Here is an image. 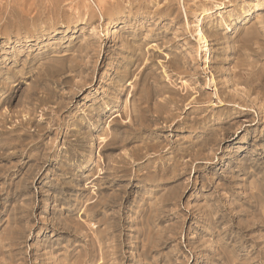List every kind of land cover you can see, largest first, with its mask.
I'll list each match as a JSON object with an SVG mask.
<instances>
[{"label": "rangeland", "instance_id": "1", "mask_svg": "<svg viewBox=\"0 0 264 264\" xmlns=\"http://www.w3.org/2000/svg\"><path fill=\"white\" fill-rule=\"evenodd\" d=\"M0 264H264V0H0Z\"/></svg>", "mask_w": 264, "mask_h": 264}, {"label": "bare ground", "instance_id": "2", "mask_svg": "<svg viewBox=\"0 0 264 264\" xmlns=\"http://www.w3.org/2000/svg\"><path fill=\"white\" fill-rule=\"evenodd\" d=\"M195 24H197L196 25V29H197V32H198V36H199V38H200V40L201 39H205V33H204V31H203V26H204V22H203V20L202 19H199L198 20V22L197 23H195ZM195 28V27H194ZM34 37H36V36H34ZM144 112V111H143ZM146 114V113H145ZM143 116H144V114H143Z\"/></svg>", "mask_w": 264, "mask_h": 264}]
</instances>
